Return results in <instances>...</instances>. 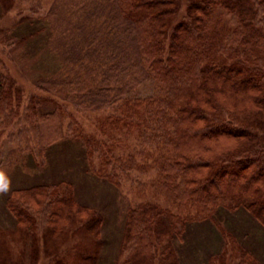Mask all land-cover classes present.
Segmentation results:
<instances>
[{
	"label": "trees",
	"instance_id": "1",
	"mask_svg": "<svg viewBox=\"0 0 264 264\" xmlns=\"http://www.w3.org/2000/svg\"><path fill=\"white\" fill-rule=\"evenodd\" d=\"M59 2L62 9L70 4H55ZM186 2L185 18L176 22L180 0H90L92 8L75 24L63 18L71 24L66 26L69 33L84 39L76 45H90V36L102 33L105 51L99 84L73 93L88 105L117 101V113L109 121L135 130L139 153L149 151L147 156L153 157L150 165L138 168L136 152L125 159L109 149L99 154V175L118 184L130 169H153L152 179L171 200L169 205L147 200L128 207L120 246L134 264H152L157 257L162 264H179L174 238L184 234L188 221L203 219L220 205L243 207L264 226V0ZM99 6L104 19L95 25ZM53 10L50 7L43 17L50 31L59 12ZM60 46L70 53L64 42ZM150 78L159 81L158 93L129 97ZM71 79L47 74L36 83L57 92ZM22 104L21 86L10 75L0 74V140L18 119ZM61 112L55 99L32 94L19 117L25 123L17 120L22 126L19 135L38 138V155L45 135L50 142L63 135ZM99 144L85 141L89 156ZM158 148L163 151L154 156ZM6 207L16 219L13 232L19 230L24 237L43 231L46 242L56 244L71 230L80 233V249L65 264L98 263L104 219L76 198L71 183L15 188ZM188 208L195 213L189 214ZM226 254L225 250L216 257L224 261ZM237 254L236 264H263L242 247Z\"/></svg>",
	"mask_w": 264,
	"mask_h": 264
},
{
	"label": "rangeland",
	"instance_id": "2",
	"mask_svg": "<svg viewBox=\"0 0 264 264\" xmlns=\"http://www.w3.org/2000/svg\"><path fill=\"white\" fill-rule=\"evenodd\" d=\"M55 1L0 0V74L10 75L23 90V104L17 120L25 123L24 118L19 117L23 116L32 94L49 96L62 107L59 116L63 134L53 142L45 135L40 155L38 138L32 133L19 135L22 126L17 120L0 140V171L5 173L8 181L7 191L0 192V264H65L72 261L83 240L80 233L71 230L56 244L46 242L43 231L24 237L19 230L13 232L16 219L6 207V198L15 188L60 181L71 183L76 198L99 211L104 219L100 231L103 246L96 264H134L129 260L128 250L120 246L128 207L147 200L169 205L171 200L152 179L155 175L153 169L148 173H142V169H130L121 175L118 184L99 175V154L109 149L125 159L136 152L138 168L150 165L153 157L147 156L149 151L139 153L140 137L135 130H128L123 122L114 124L109 121L117 113V101L88 105V101L73 93L99 84L103 73L101 62L105 57L102 33L91 35L93 41L90 45H76L84 39L79 38V34L71 35L66 26H70L73 20L75 24L92 8L90 0H62L70 2L65 9L61 8L62 2L59 6ZM180 1V11L176 12L173 22L185 18L183 12L188 5L186 0ZM50 7L52 12L55 7L59 11L53 16L51 31L43 18ZM99 7L98 17L93 18L95 25L104 19L100 16L102 6ZM64 17L70 23L64 21ZM61 41L71 50L68 55L61 48ZM73 57L77 62H72L75 61ZM47 74L70 76L73 82L65 85L63 91L57 87L58 93L45 91L36 80ZM73 76L81 77L82 82ZM158 86H161L159 81L150 78L133 89L129 97L156 94ZM49 124L51 127L53 122ZM88 139L100 143L94 146L96 150L90 156L85 146ZM162 151L158 148L153 155L160 156ZM187 210L191 215L195 213L194 208ZM230 236L239 242L232 241ZM173 243L179 264H236L241 247L251 251L264 264V226L243 207L230 209L220 205L205 218L188 221L184 234L175 237ZM225 250L227 254L222 261L216 255ZM211 256L214 258L210 259ZM147 261L142 264H148ZM152 264H162L161 257L152 260Z\"/></svg>",
	"mask_w": 264,
	"mask_h": 264
},
{
	"label": "clouds",
	"instance_id": "3",
	"mask_svg": "<svg viewBox=\"0 0 264 264\" xmlns=\"http://www.w3.org/2000/svg\"><path fill=\"white\" fill-rule=\"evenodd\" d=\"M8 189V181L3 171H0V192H6Z\"/></svg>",
	"mask_w": 264,
	"mask_h": 264
}]
</instances>
